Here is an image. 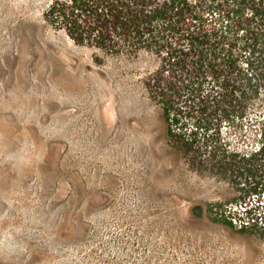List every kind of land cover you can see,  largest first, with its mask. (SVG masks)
Instances as JSON below:
<instances>
[{"label":"rangeland","instance_id":"1","mask_svg":"<svg viewBox=\"0 0 264 264\" xmlns=\"http://www.w3.org/2000/svg\"><path fill=\"white\" fill-rule=\"evenodd\" d=\"M53 1L0 0V264H264V238L212 220L236 210L228 185L167 135L158 60L75 42ZM246 126L221 131L240 146Z\"/></svg>","mask_w":264,"mask_h":264},{"label":"trees","instance_id":"2","mask_svg":"<svg viewBox=\"0 0 264 264\" xmlns=\"http://www.w3.org/2000/svg\"><path fill=\"white\" fill-rule=\"evenodd\" d=\"M45 16L77 43L158 60L145 86L167 135L231 191L236 210L212 220L264 238V0H54ZM224 122L247 125L248 141L230 143Z\"/></svg>","mask_w":264,"mask_h":264},{"label":"bare ground","instance_id":"3","mask_svg":"<svg viewBox=\"0 0 264 264\" xmlns=\"http://www.w3.org/2000/svg\"><path fill=\"white\" fill-rule=\"evenodd\" d=\"M29 47H30V53L31 54H36V50L38 51L39 49H38V47L37 46H35V45H32V44H30L29 45ZM37 47V48H36ZM57 47V46H56ZM63 52V51H62ZM66 52V51H65ZM55 54L54 55H52L48 60H47V62H48V64H50L51 66H56V60H60V61H62V62H69L70 60H68V59H65V58H63V57H61L60 55H58V54H56V51L54 52ZM51 54V53H50ZM65 54H67V53H65ZM33 67V66H32Z\"/></svg>","mask_w":264,"mask_h":264},{"label":"clouds","instance_id":"4","mask_svg":"<svg viewBox=\"0 0 264 264\" xmlns=\"http://www.w3.org/2000/svg\"><path fill=\"white\" fill-rule=\"evenodd\" d=\"M12 238L10 236L0 238V251H3L5 247H8L9 249L15 247L14 245L7 244L6 241L11 240Z\"/></svg>","mask_w":264,"mask_h":264}]
</instances>
